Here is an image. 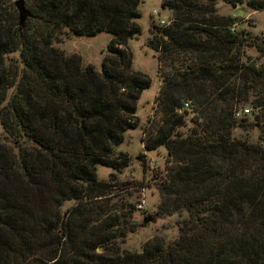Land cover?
<instances>
[{
  "label": "trees",
  "instance_id": "16d2710c",
  "mask_svg": "<svg viewBox=\"0 0 264 264\" xmlns=\"http://www.w3.org/2000/svg\"><path fill=\"white\" fill-rule=\"evenodd\" d=\"M141 1L0 0V264H264V121L256 141L234 136L256 128L237 106L264 110V63L243 61L246 48L263 56L264 41L217 9L259 12L264 0H163L172 24L150 44L179 65L163 72L161 120L142 143L170 164L158 216L183 218L172 242L153 238L139 253L115 242L124 221L109 215L111 185L96 170L128 167L116 147L151 86L128 46ZM64 29L110 36L100 70L52 46ZM185 103L194 116L183 134Z\"/></svg>",
  "mask_w": 264,
  "mask_h": 264
},
{
  "label": "rangeland",
  "instance_id": "374dc122",
  "mask_svg": "<svg viewBox=\"0 0 264 264\" xmlns=\"http://www.w3.org/2000/svg\"><path fill=\"white\" fill-rule=\"evenodd\" d=\"M162 2L163 0L141 1L138 7L140 18L137 21L141 34L128 45L133 57V69L147 75L152 81L151 86L141 93L137 102L138 128L127 131L123 142L116 147L117 154L122 153L129 157V165L121 172L103 166H98L96 170L98 181L111 185V194L104 201V205L111 208L109 215H118L124 221V227L119 230L115 242L121 251L135 253L141 252L143 245L153 238L162 239L165 243L174 241L179 235L177 222L183 218L178 214L158 216V207L163 202L158 184L166 179L170 164L164 148L146 152L142 143L153 125L160 123L161 120L157 98L163 86V72L170 71L171 66L179 65L169 60L162 62L159 59L160 53L150 44L151 41L159 42L160 30L172 24V13L164 8ZM217 9L220 16L235 20L232 30H244L252 37L264 41V11L254 12L245 4L229 5L222 2L218 3ZM162 21L165 22L164 25L161 24ZM61 32L62 34H58L52 44L55 49L63 51L68 56L79 55L84 65H94L100 70L110 40L109 35L98 34L87 38L76 37L65 29ZM13 57L16 58V55ZM247 60H256L258 64L264 63V55L262 56L255 48H246L243 61ZM242 107L237 106V118L249 119L251 123L256 124V128L249 133L236 130L234 136L249 137L256 141L264 121V110L252 109L248 104L244 109ZM245 109L249 110L248 114H245ZM193 116V106L190 105L189 111H185L186 126L179 129L180 133H186L192 126ZM143 200L146 209L138 210L137 206ZM72 206H74L72 202L66 203L64 209ZM149 217L151 221L145 223Z\"/></svg>",
  "mask_w": 264,
  "mask_h": 264
},
{
  "label": "built area",
  "instance_id": "2783aa9c",
  "mask_svg": "<svg viewBox=\"0 0 264 264\" xmlns=\"http://www.w3.org/2000/svg\"><path fill=\"white\" fill-rule=\"evenodd\" d=\"M161 24L164 25L165 22L162 21ZM189 107H190L189 103H185L183 108L181 110H179L178 112L180 114H182L185 111H189ZM244 112H245V114H248L249 110L245 109ZM137 208H138V210H145L146 209V203L144 202V200L139 203V206H137Z\"/></svg>",
  "mask_w": 264,
  "mask_h": 264
},
{
  "label": "water",
  "instance_id": "95a60500",
  "mask_svg": "<svg viewBox=\"0 0 264 264\" xmlns=\"http://www.w3.org/2000/svg\"><path fill=\"white\" fill-rule=\"evenodd\" d=\"M16 7L19 10L21 21H23L25 19V17H26L24 9H23V3L22 2H17L16 3ZM234 8H235V6H234ZM150 221H151V218L149 217L144 222L147 223V222H150Z\"/></svg>",
  "mask_w": 264,
  "mask_h": 264
}]
</instances>
